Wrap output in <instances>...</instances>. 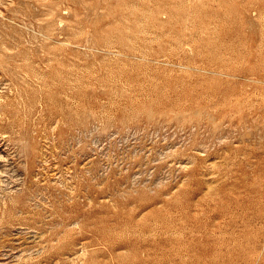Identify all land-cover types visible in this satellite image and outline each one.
<instances>
[{
    "label": "rangeland",
    "instance_id": "rangeland-1",
    "mask_svg": "<svg viewBox=\"0 0 264 264\" xmlns=\"http://www.w3.org/2000/svg\"><path fill=\"white\" fill-rule=\"evenodd\" d=\"M0 264H264V0H0Z\"/></svg>",
    "mask_w": 264,
    "mask_h": 264
}]
</instances>
